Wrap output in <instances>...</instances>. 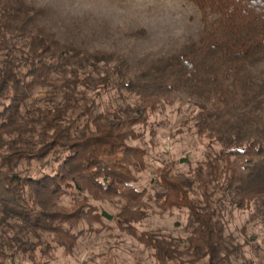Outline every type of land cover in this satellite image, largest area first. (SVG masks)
<instances>
[{"label": "trees", "instance_id": "obj_1", "mask_svg": "<svg viewBox=\"0 0 264 264\" xmlns=\"http://www.w3.org/2000/svg\"><path fill=\"white\" fill-rule=\"evenodd\" d=\"M191 1L198 37L132 71L59 39L41 9L0 0V264H49L57 247L70 253L113 219L94 201L122 202L117 226L154 264H225L233 210L264 225V0ZM110 90L137 99L98 110ZM174 93L192 98L207 151L186 173L159 168L150 193L136 185L144 151L130 142ZM149 202L183 210L185 235L139 229Z\"/></svg>", "mask_w": 264, "mask_h": 264}, {"label": "rangeland", "instance_id": "obj_2", "mask_svg": "<svg viewBox=\"0 0 264 264\" xmlns=\"http://www.w3.org/2000/svg\"><path fill=\"white\" fill-rule=\"evenodd\" d=\"M43 12L42 21L56 36L90 51H104L138 71L152 60L179 50L202 29L201 13L191 0H24ZM137 95L103 92L98 110L133 104ZM169 103L149 114L141 139L130 142L144 151L141 166L134 170L136 185L153 193L156 172L170 165L172 172L186 173L203 158L205 140L193 126V100L174 93ZM110 212L113 219L79 238L70 253L57 247L49 264H154L150 250L115 222L122 202H93ZM153 210L138 224L139 229L185 235V212L164 210L149 202ZM227 247L225 264H264V225L251 211L233 210L224 217Z\"/></svg>", "mask_w": 264, "mask_h": 264}]
</instances>
